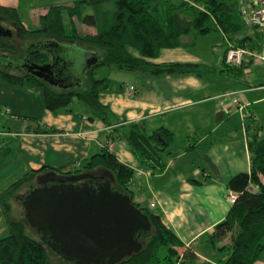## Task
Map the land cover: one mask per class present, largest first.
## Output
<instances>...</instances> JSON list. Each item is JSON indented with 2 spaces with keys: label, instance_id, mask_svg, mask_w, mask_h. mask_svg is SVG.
Here are the masks:
<instances>
[{
  "label": "crops",
  "instance_id": "obj_1",
  "mask_svg": "<svg viewBox=\"0 0 264 264\" xmlns=\"http://www.w3.org/2000/svg\"><path fill=\"white\" fill-rule=\"evenodd\" d=\"M71 1L0 0V5L14 7L23 26L33 30L38 17L50 6L71 5L76 0ZM88 33L94 34L95 29L90 27ZM188 40L189 36L183 37L184 43ZM199 42H208V51L214 48L216 54L209 57L196 52ZM224 42L220 31H210L197 36L192 45L163 48L148 61L197 63L217 71L222 67L225 48L219 52L218 46ZM81 52L83 65L77 70L78 83L84 85L89 76L107 79V87L99 92L98 99L112 115L110 122L92 115L77 98L53 113L44 107L40 88L26 81L16 85L0 78V145L11 146L1 161L12 166L8 172L45 167L46 172L39 176L73 175L76 161L81 166L91 155L108 147L119 162L134 170L128 186L133 202L159 216L183 248L194 251L193 261L180 258L177 264H222L227 252L213 249L205 238L232 205L226 198L228 181L239 173L250 172L248 140L254 131H263L259 106L264 103V87L254 86L262 73L245 75L250 86L235 82L234 70L222 72L221 77L201 78L101 65L89 74L84 62L92 51L81 48ZM130 53L138 55L132 49ZM130 86L133 91L128 95ZM233 97L246 104L244 110L250 111L249 118L237 110ZM131 122L141 124L147 134L161 128L172 133V141L162 152L163 170L140 166L126 142L118 137L110 140L114 126ZM36 127L46 131L33 132ZM101 176L110 180L107 172ZM223 239L217 246L230 241ZM254 264H264V258Z\"/></svg>",
  "mask_w": 264,
  "mask_h": 264
},
{
  "label": "trees",
  "instance_id": "obj_2",
  "mask_svg": "<svg viewBox=\"0 0 264 264\" xmlns=\"http://www.w3.org/2000/svg\"><path fill=\"white\" fill-rule=\"evenodd\" d=\"M3 22L14 24L23 38L31 39L26 42L25 50L31 44L54 40L64 46L76 44L92 51L96 61L89 67V74L93 68L101 65L154 75L193 74L201 78H216L222 72L234 70L235 82L250 86L244 77L257 66L258 75L262 74L254 86L264 87V64L256 57L261 50V35L255 27H247L243 23L239 3L233 0H76L71 5L50 6L38 17L37 26L33 30L23 26L14 7L0 5V25ZM77 23L93 27L95 33L80 31ZM210 31H220L226 39L222 67L217 71L215 67L197 63L148 61L156 58L163 48L192 45L197 36ZM185 36H189V40L184 43ZM2 39L0 36V53L13 52L14 44ZM227 45L244 48L250 54L244 55L240 65H228L224 57ZM130 49L138 55H132ZM33 58L39 64L50 61L45 50L35 53ZM16 71L20 73L0 68V78L16 85L26 81L32 87L40 88L44 107L53 113L68 107L71 100L77 98L92 115L106 123L110 122L112 115L98 99L99 92L107 87V79L89 76L84 85L60 88L20 69ZM233 99L237 100L234 104L238 111V106L245 109V103L237 97ZM32 131L39 133L46 129L36 127ZM111 133L110 140L118 137L126 142L140 166L156 171L164 169L162 152L172 141L170 131L161 128L147 134L141 124L131 122L114 126ZM3 145L0 152L5 157L11 146L9 143ZM248 149L251 156L250 172L239 173L228 181V189L236 194V199L225 218L205 238L213 249L227 252L222 264H254L264 251V131H254L249 137ZM100 171L112 175L111 188L127 194L133 202L128 186L134 170L119 162L108 147L91 155L71 174L101 176L103 173ZM44 172L45 167L25 170L0 193V207L7 224V234L0 237V264H75L63 259L40 238L33 236L24 218L21 202L31 189L39 186L37 177ZM66 176L70 175L61 177ZM24 188L25 193L20 194ZM18 200L22 213L16 208ZM134 204L148 217L150 233L140 239L142 247L137 253L116 264H177L180 258L182 261H193L196 258L193 250L183 248L159 216L146 207ZM228 233L229 243L217 246Z\"/></svg>",
  "mask_w": 264,
  "mask_h": 264
},
{
  "label": "water",
  "instance_id": "obj_3",
  "mask_svg": "<svg viewBox=\"0 0 264 264\" xmlns=\"http://www.w3.org/2000/svg\"><path fill=\"white\" fill-rule=\"evenodd\" d=\"M10 33L0 25V36ZM30 46L35 53L47 51L50 61H32L20 67L6 58L4 66L10 64L60 88L80 85L78 69L71 68L66 55L61 54L65 46L55 41ZM95 61L92 52L84 64L89 69ZM109 176L110 180L100 181L92 174L70 175L53 178L50 184L38 176L39 186L21 202L27 224L52 251L75 264H116L137 253L142 247L140 239L150 233V222L127 194L111 188L113 177Z\"/></svg>",
  "mask_w": 264,
  "mask_h": 264
},
{
  "label": "rangeland",
  "instance_id": "obj_4",
  "mask_svg": "<svg viewBox=\"0 0 264 264\" xmlns=\"http://www.w3.org/2000/svg\"><path fill=\"white\" fill-rule=\"evenodd\" d=\"M233 1H237V0H233ZM248 2H249V0H239L238 1L239 7L243 6V4L244 5H247V4L250 5ZM250 10H252V8H250ZM1 26L4 29H7V30H9L11 32L10 35L1 36L3 38L2 40L6 41L8 43H13L14 46H15V50L13 52L6 51V52L0 53L3 56L5 55L4 56L5 59L2 58V57H0V68L1 69H7V70L9 69L10 72L15 71L17 73H20L19 71H16L17 69L11 68V65L10 64L7 65V66H4V64H6V62L8 61L7 59H9V60L12 61L11 63L15 65L16 62L14 61V59L20 57L23 54V52L25 50V44H26V42H28L31 39H27L25 37L23 38L21 36L22 34H21L20 30L14 24H12V23H4L3 22ZM77 26H78V29L80 31H83V32H89V30H90V27L87 28L84 25L79 24V23H77ZM259 33H260V31H259ZM200 41H202V40H200ZM207 44H208V42H204L202 44H201V42H199L197 44V47L195 48L196 49V52H199L200 54L205 53L207 56L212 57V56H214L216 54V49L213 48V51H208ZM223 47H224V43H223V45L221 43V45L218 46L219 52H220V50ZM81 48L82 47H80V46H78L76 44H70V45H66L65 48H64L63 53H61V54H65L66 55V59L69 61L71 68L79 69L82 66V54H81L82 52H81ZM228 49H229V45H227V50ZM227 50L225 51V55H226ZM56 54L61 55L57 51H56ZM225 55H224V57H225ZM253 71L255 72V75L257 76L258 75V72H259V69H257V66H256V68L253 69ZM86 76H88V74H86ZM259 110H260L259 122L263 126V131H264V103L260 104ZM241 111L244 112V109H242ZM249 112L250 111H248V115L246 117H248L250 115ZM4 145L1 144L0 151L3 150ZM1 155L2 154L0 152V193L6 187H8L10 185V183H12L13 181H15V179H17L21 175V173H12V174H10L11 172L9 173L8 171L10 170V168L12 166L11 165H5V162L1 161V159L3 158ZM24 193H25V188L21 190L20 194H24ZM16 208L18 209V211L20 213H22V208H21V205L19 203V200L16 203ZM14 217L15 218H18L17 215H14ZM29 232L33 236H35L36 238H38V239L40 238V234L37 233L32 228H29ZM6 234H7V224L5 223V219H4V216L2 214L1 207H0V237L1 236H4ZM229 240H230V234L228 233L224 237L223 242H228ZM260 258L261 259L264 258V251L260 255ZM57 263H59V262H57Z\"/></svg>",
  "mask_w": 264,
  "mask_h": 264
},
{
  "label": "built area",
  "instance_id": "obj_5",
  "mask_svg": "<svg viewBox=\"0 0 264 264\" xmlns=\"http://www.w3.org/2000/svg\"><path fill=\"white\" fill-rule=\"evenodd\" d=\"M250 5H244L239 7L240 16L242 18L243 23L247 27H255L260 31L261 34V50L256 54V57L264 64V0H249ZM252 8V10H250ZM260 28V29H259ZM245 54H250L244 48H234L229 47L225 55V62L228 65H240ZM133 86L128 87L127 94H132ZM236 99H233V102H236ZM244 107H238L241 111ZM242 115L246 117L248 115V111L244 110ZM74 166L80 167L79 162L76 161ZM251 188H248V190ZM226 198L230 202H234L236 199V194L232 192L230 189L227 191ZM150 206L153 207L154 203H150Z\"/></svg>",
  "mask_w": 264,
  "mask_h": 264
},
{
  "label": "flooded vegetation",
  "instance_id": "obj_6",
  "mask_svg": "<svg viewBox=\"0 0 264 264\" xmlns=\"http://www.w3.org/2000/svg\"><path fill=\"white\" fill-rule=\"evenodd\" d=\"M36 50H32V48L30 46L26 47L25 53L22 54L20 57L14 59L16 61L17 66L22 67L23 64L25 63H30L32 61L36 62L35 59L33 58V55L35 54ZM2 55V54H0ZM57 177H61V176H57V175H53L51 173H46L44 174L41 178L40 181L46 183V184H50L52 183V179L53 178H57ZM107 179L106 177L103 176H95V180H105Z\"/></svg>",
  "mask_w": 264,
  "mask_h": 264
}]
</instances>
